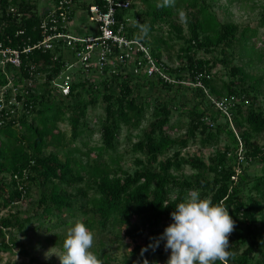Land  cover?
<instances>
[{
    "label": "trees",
    "instance_id": "16d2710c",
    "mask_svg": "<svg viewBox=\"0 0 264 264\" xmlns=\"http://www.w3.org/2000/svg\"><path fill=\"white\" fill-rule=\"evenodd\" d=\"M66 1L0 0L2 47L19 52L33 48L43 40L40 24L52 12L67 15L64 29L57 26V34L96 36L72 25L84 20L83 15L89 22L90 0ZM131 1L141 2L145 10L137 14L130 2L127 10L116 14L127 37L140 40L158 61L160 48L172 47L171 32L182 42L177 54L180 65L165 66L175 83L135 78L122 66L126 72L118 70L117 75L100 76L96 71L86 75L79 69L65 72L76 58L63 39L54 40L50 50L33 48L21 54L19 69L0 68V89L8 80L12 84L5 101L14 89L22 104L17 116L0 119V212L11 211L13 204L27 197L31 186L43 190L32 214L21 217L8 211L0 217V236L4 231L12 238V231L28 229L45 236L56 231L63 235L79 220L90 229L97 225L101 230H117V236L131 247L130 254L137 255L172 223L170 213L176 204L190 190H199L213 204L223 201L235 221L228 264H264V168L258 176L246 172L250 164L264 163V147L256 140L264 134V106L259 101L264 85V6L257 26L241 27L221 21L209 4L213 0H176L175 7L164 8L157 7L158 0ZM95 2L104 5V0ZM235 2L229 0V4ZM178 9L187 12L186 33L172 20ZM145 23L147 35L137 34L138 25ZM163 26L171 29L167 38L162 36ZM149 35L155 36L151 43ZM68 54L72 62L65 59ZM198 54L209 58H197ZM216 64L224 69L225 80L219 85L212 75ZM255 67L261 74L253 77L247 68ZM62 74L72 77L68 96L53 86ZM181 99L189 100L190 106L185 107ZM222 100L228 115L215 107L214 102ZM97 105L103 114L90 123L88 112ZM175 113L187 119L182 136L177 135L179 122L172 120ZM143 125L131 151L144 157L146 165L136 159L139 168L130 174L122 169L117 154L119 138L125 130L130 143L131 132ZM60 126L68 127V135ZM95 134L100 145L89 148ZM221 139L225 145L217 149ZM190 143L216 149L205 162L200 156L182 155ZM61 149L66 150L63 161L57 154ZM169 153L170 157L159 160ZM184 167L193 172L191 179L182 177ZM163 244L144 252L136 264L144 260L152 264V254L163 258L168 253ZM2 247L8 248L3 242Z\"/></svg>",
    "mask_w": 264,
    "mask_h": 264
},
{
    "label": "rangeland",
    "instance_id": "374dc122",
    "mask_svg": "<svg viewBox=\"0 0 264 264\" xmlns=\"http://www.w3.org/2000/svg\"><path fill=\"white\" fill-rule=\"evenodd\" d=\"M135 5V9L137 14L139 12H144L145 6L138 1H131ZM160 2V0H158ZM43 1H41V4ZM213 11L218 15L221 21L232 22L236 25L244 27L246 25L257 26V21L262 11V7L264 6V0H237V2L233 4H229V0H213L210 2ZM186 14L187 12L184 11ZM78 16V12L76 13V17ZM83 19L81 22L75 20L74 24L75 28H80L92 31L93 35H96V26L95 24L88 22L83 15ZM141 19V18H140ZM172 20L183 27L184 33H186L185 22H182L179 19L178 13L176 16L172 17ZM131 27V25H130ZM133 27V26H132ZM131 27V28H132ZM163 33L162 36L167 38L168 36V28L166 26L162 27ZM171 30V29H170ZM169 30V31H170ZM263 33V30H260ZM140 30L137 34H142ZM172 37L169 39V44L172 45L171 48H166L165 46L160 48L161 59L165 61L167 65L170 67H177L179 61L177 59V54L179 52L180 47H182V42H178L175 39V34L173 32ZM154 35L147 36V40L151 43L152 37ZM155 37V36H154ZM197 58L207 59L209 57L203 56L202 54H198ZM65 59L69 61L72 60V56L70 54L65 55ZM75 72V71H74ZM72 73L73 76L75 73ZM247 72L255 77L261 74V71L255 67L253 69L247 68ZM71 73V72H70ZM224 69L221 65L216 64L215 68L212 71V75L216 77L217 83L218 81L225 80ZM65 75L62 74L61 77ZM218 76V77H217ZM43 80V79H41ZM60 81V80H59ZM219 85V83H218ZM261 96H260V104L264 106V85L261 88ZM157 96L156 94L153 97ZM153 102V100H150ZM185 107H189V100L183 101ZM103 114L100 105H97L94 109H90L88 112V120L90 123H94L92 119L94 117H100ZM147 115V114H146ZM172 120L174 123L179 122L180 129L177 133L178 136H182L186 129L187 119L184 116H179V113H175L172 115ZM92 126V124H91ZM144 125L137 132H131L132 141L129 143L126 141L127 131H122L121 136L119 138V145L117 154L121 157V167L127 173L132 174L137 168L136 159L144 163L145 167V159L144 157L133 154L131 151V146L137 141L136 136H140V133L144 129ZM62 132H66L68 135V127L60 126ZM94 128V126H93ZM258 144L261 147H264V134L260 135L257 139ZM220 145L217 149H221L225 142L220 141ZM100 145L98 134H95L89 141V148L98 147ZM81 147V145L79 146ZM216 148H213V150ZM212 150V149H211ZM210 149H202L197 143L189 144V146L182 151L183 156L194 157L200 156L205 162H207V157L213 151ZM66 150L61 149V151H57L59 159L63 161V156L65 155ZM213 154V153H212ZM167 157H170V153L168 155L162 156L159 160L163 161ZM264 168V163L256 162L252 163L247 167L246 172L250 175L255 176L260 175L261 169ZM173 176L174 172H171ZM182 177L185 179H191L193 172L188 168L184 167L182 170ZM43 192L41 188L36 185L31 186L29 194L25 197L21 202L13 204V209L9 211V214H20L21 217L25 215L32 214L34 210L37 208L38 201L40 199V195ZM91 194V192H90ZM8 211L0 212V217L7 215ZM89 228L94 233V243L91 251H93L99 258L102 259L103 264H136L141 260V253L139 252L137 255L130 254L131 247L125 240H121L120 237L117 236V230H112L111 227H107L106 230H101L97 228ZM57 235V236H55ZM66 238V234L61 235L59 231L52 232L50 235H44L41 232L34 230L31 231L28 229L25 233H19L18 231H12V238L7 235L4 231H2L0 236V243L3 242L8 248L5 249L2 247L0 249V264H60L59 259L56 255H60L63 251V242ZM169 253H166L163 258L158 257L156 254H152L150 257L152 264H166Z\"/></svg>",
    "mask_w": 264,
    "mask_h": 264
},
{
    "label": "built area",
    "instance_id": "2783aa9c",
    "mask_svg": "<svg viewBox=\"0 0 264 264\" xmlns=\"http://www.w3.org/2000/svg\"><path fill=\"white\" fill-rule=\"evenodd\" d=\"M63 0V3H66ZM130 6L129 0L117 2L116 0H104L103 7L96 4L95 0H90L86 10L89 22L96 26V36L94 37H73L67 33L57 34V26L64 29L67 23L65 13H59L57 16L52 12L51 17L46 18L40 24V30L43 32V40L37 43L33 48H42L50 50L53 48L54 40L63 39L76 61L66 66L65 72L73 69H79L84 74L90 75L92 71L100 76L105 74L119 73L125 68L135 78L152 79L158 78L164 83H175L166 75L165 66L162 59L156 60L148 47L140 40L127 37L123 24H119L116 14L127 10ZM61 9V8H60ZM48 32L50 34H48ZM19 34H22L21 32ZM78 46V47H77ZM33 48H26L19 52L11 48H4L0 44V68L5 69L7 65L19 69L21 66L20 55L30 52ZM118 53L113 56L114 52ZM113 60L115 62H113ZM124 67V69L122 67ZM119 68V69H118ZM124 70V72H126ZM58 77V83L53 82V86L62 96H68L69 85L72 77ZM9 79V77H7ZM60 80V81H59ZM12 88L11 80H8L6 87L0 89V119L17 116L22 109L21 102L15 98V91L12 89L11 98L5 101L6 91ZM233 102V98L229 99ZM216 109L224 115H228L226 101L214 102ZM4 122V121H3ZM3 124L0 120V125Z\"/></svg>",
    "mask_w": 264,
    "mask_h": 264
},
{
    "label": "clouds",
    "instance_id": "9594fccd",
    "mask_svg": "<svg viewBox=\"0 0 264 264\" xmlns=\"http://www.w3.org/2000/svg\"><path fill=\"white\" fill-rule=\"evenodd\" d=\"M176 0H160L157 7H175ZM182 22H187V14L178 9ZM147 35L149 25H138ZM165 62V61H164ZM170 213V223L154 242L141 250L155 251L163 241L164 251L168 252L166 264H228L233 255L229 251V236L236 224L229 215L223 201L213 204L211 198L201 197L199 190H190L182 202L176 204ZM94 233L82 222L76 221L67 230L63 251L56 255L60 264H103L93 251ZM143 264H148L147 260Z\"/></svg>",
    "mask_w": 264,
    "mask_h": 264
}]
</instances>
